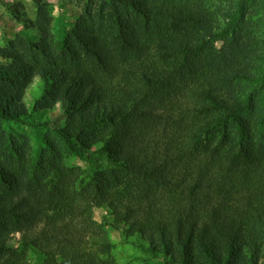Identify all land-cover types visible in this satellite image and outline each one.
<instances>
[{"label":"trees","instance_id":"16d2710c","mask_svg":"<svg viewBox=\"0 0 264 264\" xmlns=\"http://www.w3.org/2000/svg\"><path fill=\"white\" fill-rule=\"evenodd\" d=\"M218 17L225 25L216 31ZM258 27L264 0H88L71 31L56 41L45 33L36 57L0 49V124L30 125L41 144L27 165L23 146L12 140L8 154L0 135V264H27L28 251L41 264H116L107 227L163 264H257ZM220 41L224 50L209 53ZM34 79L42 93L28 111L22 92ZM247 84L260 90L258 109ZM57 106L70 129L46 137L42 114ZM71 157L91 169L64 161Z\"/></svg>","mask_w":264,"mask_h":264},{"label":"rangeland","instance_id":"374dc122","mask_svg":"<svg viewBox=\"0 0 264 264\" xmlns=\"http://www.w3.org/2000/svg\"><path fill=\"white\" fill-rule=\"evenodd\" d=\"M88 0H0V49H8L14 47L20 54L34 58L38 55L35 44L46 34L57 40L62 32L71 31L80 21L83 8ZM252 1V0H251ZM260 1V0H257ZM256 4H252L254 6ZM219 6V5H218ZM250 6V8L252 7ZM263 16V10L259 14ZM216 31L222 30L225 21L218 17L216 19ZM257 36L264 38V28L258 27ZM44 31V33L42 32ZM46 33V34H45ZM224 50L223 43L216 42L209 46V53L216 54ZM7 63L0 58V64ZM42 82L34 79L30 82L22 92V103L27 110L32 109L33 102L36 101L42 93ZM246 94L254 98L258 109L260 104V90L256 89L252 84L243 86ZM38 121V117L34 118ZM41 121H48L49 127L43 128L42 134L46 137L53 135L52 128L59 126L65 132H68L67 116L57 106L53 111H46L42 114ZM4 135V148L8 154L9 147L12 150L11 141L14 140V146L22 147L27 165L36 157L40 143L36 141L35 132L30 125H6L0 124V135ZM53 137V136H52ZM68 164L79 166L82 169H91L84 162H79L74 158L65 159ZM107 217V212L103 208L94 209L93 218L98 223H102ZM107 236L113 243V249L110 251L109 257L116 264H163L162 261L156 262L152 259V255L147 251L144 243L133 238L124 240L123 235L115 230L107 227ZM19 235L13 233L10 237V244L15 250L11 258L21 255L22 250L18 247ZM145 246V247H144ZM27 264H41L42 259L33 251H28L25 255ZM257 264H264V257Z\"/></svg>","mask_w":264,"mask_h":264}]
</instances>
